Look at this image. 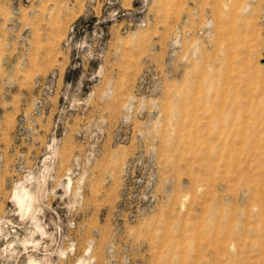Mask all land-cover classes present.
I'll use <instances>...</instances> for the list:
<instances>
[{
	"label": "rangeland",
	"instance_id": "rangeland-1",
	"mask_svg": "<svg viewBox=\"0 0 264 264\" xmlns=\"http://www.w3.org/2000/svg\"><path fill=\"white\" fill-rule=\"evenodd\" d=\"M0 264H264V0H0Z\"/></svg>",
	"mask_w": 264,
	"mask_h": 264
},
{
	"label": "bare ground",
	"instance_id": "bare-ground-1",
	"mask_svg": "<svg viewBox=\"0 0 264 264\" xmlns=\"http://www.w3.org/2000/svg\"><path fill=\"white\" fill-rule=\"evenodd\" d=\"M21 200H23V199H21ZM21 200H19V201H21ZM21 202H23V201H21Z\"/></svg>",
	"mask_w": 264,
	"mask_h": 264
}]
</instances>
